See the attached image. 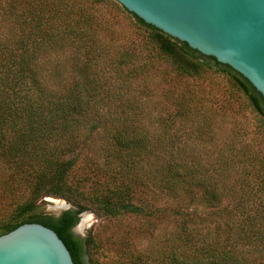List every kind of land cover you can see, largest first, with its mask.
<instances>
[{"label":"trees","instance_id":"trees-1","mask_svg":"<svg viewBox=\"0 0 264 264\" xmlns=\"http://www.w3.org/2000/svg\"><path fill=\"white\" fill-rule=\"evenodd\" d=\"M118 18L139 37L137 50L117 42ZM155 78L163 83L159 93L149 86ZM204 79L231 104L248 107L256 136L264 139V97L243 75L118 1L0 0V181L2 193L11 195L0 213V235L40 223L57 233L74 264H105L102 239L71 230L85 209L81 201L107 219L155 218L161 209L141 198L156 188L182 218L181 232L155 253L125 242L114 264H252L228 243L232 229L249 232L257 242L251 254L259 253L256 264H264V156L241 144L238 131L218 136L215 119L224 114L213 106L215 93L206 96L199 85ZM177 86L183 88L174 92ZM144 100H153L152 107ZM152 112L160 133L144 122ZM99 130L95 154L102 164L93 157L79 164L82 144ZM189 131L212 150L175 149L178 135ZM200 152L211 156L207 164ZM196 190L206 207L224 205L228 231L198 236L187 227L185 210ZM44 197H68L74 206L55 216L40 210ZM230 215L238 221L230 223Z\"/></svg>","mask_w":264,"mask_h":264},{"label":"rangeland","instance_id":"rangeland-1","mask_svg":"<svg viewBox=\"0 0 264 264\" xmlns=\"http://www.w3.org/2000/svg\"><path fill=\"white\" fill-rule=\"evenodd\" d=\"M114 24L116 26V30L119 33L117 37V42L122 44V47H127L130 51H135L140 47L139 37L130 32L126 28V22L121 20L120 18L114 19ZM138 63V60L135 61ZM157 78H155V82L150 84L149 86L158 93L161 91L160 88H163V83H156ZM202 85L205 95L210 97L213 93H215L216 99L213 101V106L217 108L224 116L220 115L221 118L215 119L217 120L216 128H219L218 136L228 135L238 131L237 136L239 138V142L241 144L252 145L255 151L264 156V139L260 138V133H258V138L256 136V119L254 114L250 111L248 107H245L243 103L241 106L235 103L234 105L228 102V97L225 92H221L220 88H218L209 81L208 79L202 80L199 82ZM183 87L177 86L175 87L174 92L178 90H182ZM171 90V88H170ZM209 91V92H208ZM210 93V94H209ZM161 100V99H160ZM147 103V107L151 108L150 103H153V100H144ZM209 101V100H208ZM212 103V102H211ZM162 107L168 109L169 106L166 104L165 100H161ZM240 107V109H239ZM171 109V107H170ZM150 111V110H149ZM218 111V112H219ZM220 114V113H219ZM144 122L149 125V131L153 133H160L159 127L157 126L156 113L152 112L148 117L145 116ZM178 124L176 122L175 126L171 129L173 132L177 129ZM186 129L188 127L186 126ZM158 130V131H157ZM231 131V132H230ZM166 136V135H165ZM256 136L257 139H254ZM102 131L99 130L97 133H94L90 136V139L84 144H82L83 148L79 157V164H85L84 158L93 157L96 160L97 164H102V160L97 154H95V146H99L101 144ZM237 138V139H238ZM197 138H194L191 135V131L189 132H181L177 137L178 147L175 149H183L186 150H194L197 152L202 150L204 153L206 151H210L212 149L210 146V142L203 141L199 142ZM80 150V148H79ZM200 158L205 159L202 162L207 164V159L209 154L199 153ZM211 157V156H209ZM204 164V165H205ZM91 171H88V174ZM103 180V177L101 178ZM0 181V213L5 208L8 207V203L11 199V195L2 193L1 183ZM90 182V181H89ZM23 191V186L20 188ZM155 194L145 193L142 195L141 203L146 202L152 208L161 209L157 212V216L155 218H150L148 214L142 215H132L128 214L120 218L116 219H107L103 218L100 214H98L91 206V204L85 200H82L81 203L84 205V210L80 213L78 222L75 224L74 228L78 229L79 234L84 235L85 237L97 235L102 239L101 244V255L99 256L100 260L105 264H114L117 259V256H120V249L122 245H125V242L131 243L134 249H139L140 251L146 252H154L159 249V244L164 241H170V238L174 237L175 232H181V217L177 216L173 212H171L170 202H167V198L164 197V192H160L156 188L153 189ZM145 192L144 190H141ZM25 194V192H23ZM195 201L191 204L186 210L185 214H188L186 219L187 227L191 228V230L197 233L196 235L206 236L207 234H211L213 232L216 233H224L228 231V228L222 222L225 219L222 216V212L224 213L223 206L221 205V209H213L212 207H206L203 202L200 200V193L195 191ZM48 199V200H46ZM137 202V200H135ZM40 203V210L55 213L58 204L64 205L66 203L68 205L74 206V202L70 200L68 197L64 198H53V197H44ZM57 205V206H56ZM5 207V208H4ZM56 207V208H55ZM259 207V206H258ZM256 207V208H258ZM166 208V209H165ZM217 211V212H216ZM263 211V210H262ZM264 212V211H263ZM254 211L251 210L249 214H253ZM226 216V215H225ZM230 223H235L238 220L234 217V215L229 216ZM82 227L79 229V226ZM231 233L228 232L226 236H229V242L231 244H235V247L240 252H244L248 261H252V264H256L255 257L259 255L256 253V256L251 254V251L254 246H256L257 242H255L249 232H238L235 230H230ZM264 234V231H262ZM241 237V240H240ZM114 251L107 252L105 246ZM261 246H264L261 245ZM118 249L117 251H115Z\"/></svg>","mask_w":264,"mask_h":264},{"label":"water","instance_id":"water-1","mask_svg":"<svg viewBox=\"0 0 264 264\" xmlns=\"http://www.w3.org/2000/svg\"><path fill=\"white\" fill-rule=\"evenodd\" d=\"M116 1L146 23L229 65L264 97V0ZM63 204L55 216L72 208ZM0 264L74 263L53 229L27 222L0 235Z\"/></svg>","mask_w":264,"mask_h":264},{"label":"flooded vegetation","instance_id":"flooded-vegetation-1","mask_svg":"<svg viewBox=\"0 0 264 264\" xmlns=\"http://www.w3.org/2000/svg\"><path fill=\"white\" fill-rule=\"evenodd\" d=\"M78 215L80 216V213H79ZM74 226H75V225H74ZM74 226L71 228L72 232H73L75 235H77V236H79V237H81V238H84V237H85L84 235L81 236V235L75 233V231H74Z\"/></svg>","mask_w":264,"mask_h":264},{"label":"bare ground","instance_id":"bare-ground-1","mask_svg":"<svg viewBox=\"0 0 264 264\" xmlns=\"http://www.w3.org/2000/svg\"><path fill=\"white\" fill-rule=\"evenodd\" d=\"M56 206H57V205H56ZM61 206H62V205H59V204H58L57 209L60 208ZM55 208H56V207H55ZM81 227H82V224H81V226H79V229H80Z\"/></svg>","mask_w":264,"mask_h":264}]
</instances>
